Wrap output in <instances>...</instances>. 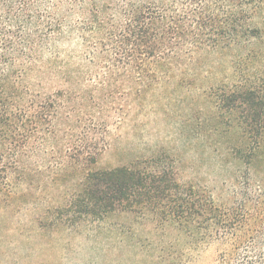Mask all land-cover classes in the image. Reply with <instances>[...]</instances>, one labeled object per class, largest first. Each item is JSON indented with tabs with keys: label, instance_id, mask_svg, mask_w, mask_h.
<instances>
[{
	"label": "trees",
	"instance_id": "obj_1",
	"mask_svg": "<svg viewBox=\"0 0 264 264\" xmlns=\"http://www.w3.org/2000/svg\"><path fill=\"white\" fill-rule=\"evenodd\" d=\"M207 50L264 59V0H0V193L55 159L76 180L59 209L77 221L146 210L188 236L214 222L213 237L225 239L215 258L204 262L195 240L184 243L195 257L166 264H264V200L245 202L240 217L215 214L159 156L94 167L132 98L182 77ZM228 98L262 103L251 89Z\"/></svg>",
	"mask_w": 264,
	"mask_h": 264
},
{
	"label": "rangeland",
	"instance_id": "obj_2",
	"mask_svg": "<svg viewBox=\"0 0 264 264\" xmlns=\"http://www.w3.org/2000/svg\"><path fill=\"white\" fill-rule=\"evenodd\" d=\"M238 59L235 53L200 52L182 77L132 98L126 115L110 129L95 169L134 166L159 156L175 182L193 187L196 197L201 194L204 203L219 210L215 214L240 217L257 201L259 207L264 200V59ZM249 89L261 104L255 99L247 109L239 99L228 105V97ZM60 168L49 159L41 174L14 175L0 193V264H166L181 259L188 251L184 243L193 248L195 240L206 246L202 258L209 262L225 243L213 237L214 222L201 227H209L205 233L188 236L146 210L79 222L59 209L76 183Z\"/></svg>",
	"mask_w": 264,
	"mask_h": 264
}]
</instances>
